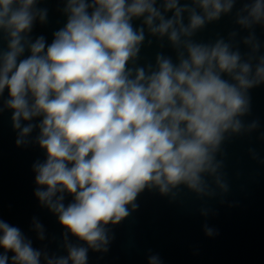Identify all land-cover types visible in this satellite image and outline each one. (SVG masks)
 <instances>
[{
	"label": "clouds",
	"instance_id": "1",
	"mask_svg": "<svg viewBox=\"0 0 264 264\" xmlns=\"http://www.w3.org/2000/svg\"><path fill=\"white\" fill-rule=\"evenodd\" d=\"M36 3L0 0L7 40L0 51V96L8 90L3 108L12 111L18 147L39 129L35 143L47 158L33 164L34 195L65 229L67 255L34 248L18 227L0 219V264H87L90 249L109 250L108 226L137 211L145 189L170 201L181 186L198 199L229 191L224 161L217 157L230 136L258 127L241 117L250 112L248 90L264 83V55L242 57L232 43L235 31L227 41L207 44L192 37L231 13L237 0H161L159 7L157 0H66L67 23L51 44L28 36L34 22L47 17ZM140 17L151 35L167 37L178 63L159 53L154 69L128 67L146 38L145 28L131 23ZM235 23L243 29L264 24V0L243 3ZM242 42L253 54L260 49L254 31ZM26 49L31 54L18 62ZM37 117L38 124L22 125ZM65 193L74 197L67 206ZM200 212L207 217L210 209ZM32 227L44 240L38 219ZM203 230L208 237L219 234L207 223ZM69 233L87 246L70 242ZM148 264H162L159 254H150Z\"/></svg>",
	"mask_w": 264,
	"mask_h": 264
},
{
	"label": "water",
	"instance_id": "2",
	"mask_svg": "<svg viewBox=\"0 0 264 264\" xmlns=\"http://www.w3.org/2000/svg\"><path fill=\"white\" fill-rule=\"evenodd\" d=\"M91 3V0H87ZM190 0H181V4ZM248 0H237L229 14L222 15L219 20L209 22L198 30L192 39L197 43H213L223 37L226 41L233 31L238 35L232 40L247 59L248 55L259 57L264 55V24H257L253 29H243L235 23L237 11ZM161 0H157V7ZM66 0H37L36 8L46 9V21L37 19L28 34L34 41L43 36L47 44H51L54 33L67 23L64 12ZM92 9H89L91 12ZM172 12L166 14L171 17ZM187 23V13L184 14ZM135 29L145 28V41L135 61L128 67L155 68L156 56L162 53L178 63L176 50L167 37L159 38L147 31L143 25V17L131 21ZM254 31L260 43L257 53L242 40ZM151 41V43H149ZM7 40L0 30V51L6 50ZM31 53L27 49L18 58H27ZM253 60V64H255ZM222 78L229 79L226 74ZM250 112L241 117L245 125L258 121V127L251 132L230 136L222 144L225 180L229 191L221 195L217 191L214 198L198 199L195 193L181 186L175 201L161 196L157 190L145 189L138 197L139 209L133 212L120 224L109 225L113 236L107 252H88L87 264H148L150 254H159L162 264H264V83L248 90ZM8 98L5 89L0 96V219L18 227L27 239L32 241L36 249L47 251L50 256H65V229L58 222V217L47 207L40 204L34 191L35 173L33 164L45 161L46 151L35 143L39 129L34 128L28 137L30 143L18 147L15 143L17 130L11 123L12 111L3 108V101ZM42 117L32 121L38 124ZM249 149L257 154L253 159ZM64 204L73 202L74 197L65 193ZM223 201V202H222ZM210 209L207 217L201 215L200 209ZM33 218L43 225L45 239L39 240L33 230ZM218 231V235H205L203 225ZM68 239L73 244L87 246L83 241L69 233ZM4 249L0 248V253ZM13 253L9 252L11 258ZM43 264V261H42Z\"/></svg>",
	"mask_w": 264,
	"mask_h": 264
}]
</instances>
